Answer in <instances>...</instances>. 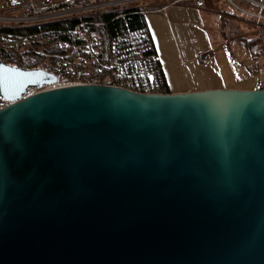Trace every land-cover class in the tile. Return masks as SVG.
I'll use <instances>...</instances> for the list:
<instances>
[{
    "label": "water",
    "instance_id": "95a60500",
    "mask_svg": "<svg viewBox=\"0 0 264 264\" xmlns=\"http://www.w3.org/2000/svg\"><path fill=\"white\" fill-rule=\"evenodd\" d=\"M0 60V264H264V87L29 95Z\"/></svg>",
    "mask_w": 264,
    "mask_h": 264
},
{
    "label": "built area",
    "instance_id": "2783aa9c",
    "mask_svg": "<svg viewBox=\"0 0 264 264\" xmlns=\"http://www.w3.org/2000/svg\"><path fill=\"white\" fill-rule=\"evenodd\" d=\"M139 1L146 0H69L62 4H53L49 0H15V3H13V0H8L6 5L9 8H21V16L18 18L0 17V28H20L72 18L80 19L94 12H120L117 18L123 19L127 16L123 11H129L126 10L127 7ZM184 1H192L193 5L200 10L207 8V0H175L162 9L166 10L170 5ZM217 1L227 3L235 11L234 16L253 25L258 36H264V0ZM146 11L148 9L143 10L144 13ZM87 25L88 23L83 22L74 28L72 31L73 42L62 41L58 43L60 51L54 56L57 61L56 68L59 72V75H56L58 82L41 90H35L34 93L73 86L100 84L97 82L95 74L102 73V71L115 72L113 80L108 79L110 84L103 85L123 88L137 93H154L150 92L148 82L140 80L142 59H124L121 55L115 54L110 62H102L99 57L97 43L83 30V27ZM28 42L29 39L24 34L0 31V44L5 43L10 47H17ZM138 51L136 54L140 56L142 50ZM210 58L209 54H199L197 61L204 64Z\"/></svg>",
    "mask_w": 264,
    "mask_h": 264
},
{
    "label": "trees",
    "instance_id": "16d2710c",
    "mask_svg": "<svg viewBox=\"0 0 264 264\" xmlns=\"http://www.w3.org/2000/svg\"><path fill=\"white\" fill-rule=\"evenodd\" d=\"M123 12L127 15L123 19L117 18L120 12H94L80 19L72 18L20 28H0V31L24 34L29 39L28 43L17 47L0 44V60L16 68L42 69L59 75L54 57L60 51L58 43L73 42L72 31L80 23L86 22L88 25L83 27V30L97 43L102 62H110L115 54L121 55L124 59L141 58L140 80L150 84V92L169 94V86L145 21V13L137 9ZM242 44L255 62L264 57V43L261 36L243 39ZM138 50H142L140 56L136 54ZM255 69L258 70V66ZM114 75L115 72L102 71L95 74V77L100 84H110L108 79ZM34 92L35 90H31L29 95Z\"/></svg>",
    "mask_w": 264,
    "mask_h": 264
},
{
    "label": "crops",
    "instance_id": "0c3cea01",
    "mask_svg": "<svg viewBox=\"0 0 264 264\" xmlns=\"http://www.w3.org/2000/svg\"><path fill=\"white\" fill-rule=\"evenodd\" d=\"M8 0H0V17L18 18L21 16V8H9L6 3ZM53 4H62L69 0H49ZM172 0H149L140 3H134L127 7L126 10L142 9L147 10L145 13V21L148 26L150 35L153 39L159 61L162 64L170 93H191L215 89L230 90H256L258 88L236 87L227 85L222 78V70L215 60V49H212L210 43L211 34L203 21L202 14H214L216 17L212 19L214 26L219 23L218 12L214 10L211 0L207 1L205 10L197 9L192 1H184L179 4L170 5L166 10L162 8L169 4ZM217 29V28H216ZM194 31L199 36L201 48L197 51V55L211 53L214 57L204 64L197 61L196 56L187 60L185 54H189L187 41L190 33ZM263 43H264V36ZM224 40L222 39L221 42ZM203 45V48H202ZM242 46V45H241ZM247 51V50H246ZM250 58L251 55L247 51ZM211 57V55H210ZM253 65L247 67L241 64L248 72L258 71L255 69L260 61L255 62L251 58ZM195 62V63H194ZM255 66V67H254Z\"/></svg>",
    "mask_w": 264,
    "mask_h": 264
},
{
    "label": "rangeland",
    "instance_id": "374dc122",
    "mask_svg": "<svg viewBox=\"0 0 264 264\" xmlns=\"http://www.w3.org/2000/svg\"><path fill=\"white\" fill-rule=\"evenodd\" d=\"M211 1L214 10L219 14V16L217 15L219 23L214 26V21L212 22V19L216 18L214 14L204 13L202 16L207 30L211 34L212 43H210V45L212 49L216 50L214 51L215 60H217V64H219V69L224 72L221 74L223 80L230 86L259 88V86L263 85L264 87V57L259 60L258 71L256 72L252 70L248 72L241 66V64H244L249 68L253 65L246 49L241 46L243 45V39H252L258 36V33L253 25L234 16L236 14L235 11L227 3L217 0ZM140 2L142 1L138 3ZM146 12L148 13L149 11ZM222 39L224 40L223 42H221ZM198 40V34L192 31L187 38V41H189L187 49L190 53L184 55L186 60L187 58L192 59L194 56H196L197 59V51L201 48V43H199ZM203 54L211 55V59L214 57L211 53L204 52ZM109 79L113 80V77H109ZM7 105L8 104L3 103L0 107H5Z\"/></svg>",
    "mask_w": 264,
    "mask_h": 264
},
{
    "label": "snow or ice",
    "instance_id": "6c2138e0",
    "mask_svg": "<svg viewBox=\"0 0 264 264\" xmlns=\"http://www.w3.org/2000/svg\"><path fill=\"white\" fill-rule=\"evenodd\" d=\"M13 3H15V0H13Z\"/></svg>",
    "mask_w": 264,
    "mask_h": 264
}]
</instances>
